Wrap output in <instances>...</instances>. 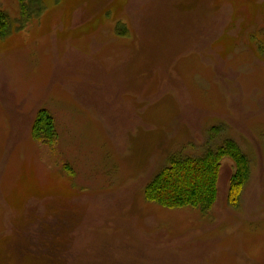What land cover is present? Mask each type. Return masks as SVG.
<instances>
[{"label":"rangeland","instance_id":"1","mask_svg":"<svg viewBox=\"0 0 264 264\" xmlns=\"http://www.w3.org/2000/svg\"><path fill=\"white\" fill-rule=\"evenodd\" d=\"M44 3L0 42V264H264V0ZM226 140L237 207L231 158L206 214L145 199Z\"/></svg>","mask_w":264,"mask_h":264},{"label":"trees","instance_id":"2","mask_svg":"<svg viewBox=\"0 0 264 264\" xmlns=\"http://www.w3.org/2000/svg\"><path fill=\"white\" fill-rule=\"evenodd\" d=\"M18 6L19 18L13 19L0 4V42L14 30L26 28L30 21L39 18L45 10L44 0H18ZM41 117L35 123L34 135L39 138L45 134L43 137L46 139L48 131L42 130L46 124ZM226 158H231L235 163L228 202L230 206L237 207L250 180L251 165L249 157L233 140H226L222 145L198 156L170 158L169 163L144 188L145 199L170 209L193 207L206 214L217 200L220 168Z\"/></svg>","mask_w":264,"mask_h":264}]
</instances>
